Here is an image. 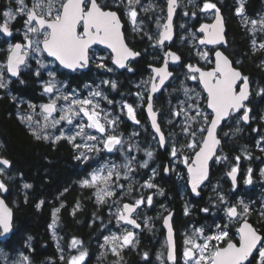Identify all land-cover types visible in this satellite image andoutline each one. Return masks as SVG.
<instances>
[{"label": "snow or ice", "instance_id": "snow-or-ice-1", "mask_svg": "<svg viewBox=\"0 0 264 264\" xmlns=\"http://www.w3.org/2000/svg\"><path fill=\"white\" fill-rule=\"evenodd\" d=\"M15 3L18 6L17 13H14L12 10L3 12V17L6 18V21L0 26V32L10 36L12 33L7 20H14L16 14L26 16V30L24 33L26 43H16L8 49L6 70L13 77L20 74L22 66H28L29 58L35 59L40 68L45 67L42 59L44 54L54 58L65 69H70L75 72L79 69L86 68L89 64V49L93 44H103L110 48L115 53L113 63L120 68L126 66L125 62L129 58L138 55V53L131 51L124 43V37L121 32V17L116 11L106 10L110 8V5L104 2V0H31L30 7L26 4L25 0H15ZM113 3H116V0H113ZM120 3L123 4L124 0H120ZM139 3L140 0H127V3L124 5L134 31L139 29L137 25V11L135 10V5ZM176 5L177 0H168L167 23L163 24V31L159 34L158 44H163L165 40L171 39V21ZM215 7V4L205 3L202 10L207 11ZM242 12L243 5L241 4L237 9V13L241 14ZM251 24L253 28L259 24L260 30L264 31V19L259 21L252 20ZM199 31L204 33V38L199 40V43L202 45H215L223 41V25L218 10L216 22L211 25H203ZM260 48L264 49V43L260 45ZM168 55H171L174 61L179 59L175 54L169 53ZM201 55L202 58L207 59L208 53L205 52ZM215 57V66L210 71H202L201 68L192 65L188 66V78L194 81L198 80L203 86V91L206 93L207 108L211 110L210 115H205L204 112L199 110L198 106L196 107V116L202 117L204 123L208 125L206 128L201 127L198 129L202 137L200 142L195 140L197 131H189L190 125L184 129L186 133H189L193 137V142L189 143L187 147L190 149L199 148L198 151H195V157L188 167L192 192L196 194H199L197 192L198 187L207 179L208 161L212 159L216 147L220 143L216 136V129L219 123L242 109L244 110L242 119L244 121H248L249 119L248 110L245 107V101L249 98L248 77L234 68L232 62L221 52L217 51ZM100 66L103 67V65ZM153 71L155 77L145 82L146 84L151 83V93L157 92L159 87L164 85L168 77L171 76V73L167 70V62L164 67L156 68ZM36 75H40L39 70H37ZM48 75L50 80L46 83L44 92L47 94L56 93V95L51 99L50 103L40 106L42 113L45 114V125L42 127L41 132L47 128L49 117L53 113L60 111L61 115L59 119H53L51 121V127L55 128L62 121H66L67 124L74 125L77 130L74 134L67 137L61 134L55 138L56 140L65 138L75 148L80 149L83 147L87 152L95 153H100L102 150L112 152L118 145H122L120 137L109 133V126H115L117 120L115 118L110 119V113L101 109L99 101L96 99L101 98L107 100V96L102 91H92L89 93V98L84 99L76 98L75 94L70 97L67 94H60L61 89L57 87L55 73L49 72ZM156 78L159 80L158 84L154 82ZM103 83L110 84L113 89L116 88L115 82L104 81ZM6 87L7 84L4 82L3 72L0 71V88ZM194 91V89H184L185 95L189 96V99H192L189 93ZM196 99H199V93L196 94ZM59 100L66 101L67 104L62 105L58 109L57 101ZM148 101L147 111L151 116L152 127L160 134L159 142L163 145L165 139L156 121V113L153 111V105L151 103V94L148 96ZM108 103H112V101L109 100ZM29 107L34 111L36 106L30 105ZM123 107L127 109L129 117L136 123H139L136 120L133 107L129 104H125ZM189 107L191 108L192 105H189ZM81 116L86 118V122H77L74 124L76 118ZM25 119L31 121L32 117H22L21 121L24 122ZM188 120H195V117H188ZM86 129H93L100 136L90 134ZM204 132L207 133L206 136H203ZM33 135L37 140L49 139L48 135L38 133L35 130H33ZM77 137L85 141H96V143H76ZM176 154V149L173 148L172 155L176 156ZM147 156L151 157L152 153L150 151L147 152ZM76 158L85 161L91 159L85 153H81ZM184 162L187 164L188 159L185 158ZM9 164L10 162L8 160L0 159V165L8 166ZM142 166H147L146 162ZM124 167L128 168L129 171L132 170L128 164ZM2 171L3 169H0V172ZM236 172L237 169L234 167L229 173L234 183L236 180ZM114 177L115 180L120 179V172L117 170V166H104L94 171L90 179L84 180L83 185L87 187H97L100 184L105 185V188L97 191V200L103 203L105 196L111 197L114 195V191L109 190L111 186L110 182H114ZM125 179H127V175H125ZM247 182L251 183V178ZM28 187L30 185H25V188ZM147 187L151 188L153 185L149 183ZM0 190H6L2 182H0ZM142 203L143 200H137L135 205L124 204L123 210L118 214V220L139 227L136 221L131 219L130 216L136 210V207ZM147 203L149 205L152 203L151 197L147 198ZM204 211L207 212L208 210L204 209ZM248 211L247 205H243L242 213H238L237 207L233 206L227 209V215L230 219H238L240 216L246 215ZM10 216V212L4 207V202L0 200V228H2L0 235L9 232L11 227ZM169 219L170 217L164 220V224L168 226V259L174 260L172 228L169 225ZM54 224L55 219L53 220ZM217 228L219 231L210 236H203L202 229L196 230L203 237V243H198L191 238L185 240V244L187 245L183 253L185 264H251L250 257L255 260L254 253L256 252L259 254V264H264V240H262L257 230L246 219H244V222L237 230L239 235L238 244L231 242L229 232L225 230L227 225L223 228L217 225ZM104 239L105 244H115V242L121 241L120 248H123L133 244L134 233L126 231L122 237L112 235ZM212 241H225L226 246H219V243L212 244ZM80 243L79 240L73 239L72 247L75 248ZM258 245H260L259 248ZM111 251L113 254L119 255L117 247L113 246ZM86 255V252L81 251L79 255L72 256L68 264H82ZM23 260L27 261L28 257H23Z\"/></svg>", "mask_w": 264, "mask_h": 264}, {"label": "flooded vegetation", "instance_id": "flooded-vegetation-1", "mask_svg": "<svg viewBox=\"0 0 264 264\" xmlns=\"http://www.w3.org/2000/svg\"><path fill=\"white\" fill-rule=\"evenodd\" d=\"M5 7H8V10L10 9L9 5L8 6L5 5V3L0 4L1 26L4 24L3 21L5 18L3 17V12H5L4 9ZM110 9H114V8H110ZM117 11L119 12L122 21L124 23V34L126 41L129 43L131 42V40L136 41L138 39H142V36L140 38V34H132V32H130L131 30L129 29V24L127 28V20L124 14L122 13L121 10H117ZM20 20L21 17H18L17 22L15 21V19L9 22L10 31L12 33L10 36L0 32V71L3 72L4 82L7 84L6 88H0V116L2 117L5 112L9 116H13L17 120V123L23 127L26 134L30 136L33 139V141L39 142L42 145L50 146L52 149H54L57 152L56 155H58L61 159L67 158V150L69 149L70 156L73 164L75 165L76 172L79 173V176L75 181V186L81 189H87L88 193L90 194V195L88 194V197L90 196V198L94 200H97L96 190L98 188L84 186L83 181L86 179H90L91 174L94 171H96L97 164H99L100 161L111 160L118 163L119 168L117 167V170L120 172V179L115 180L114 177V184H111V186L112 188L117 190V192L128 191V200L127 201L124 200L122 202L120 211L123 210V205L127 202L131 204H136L137 200H143V203L140 204L131 215V218L136 221L139 227H135L134 225L119 221L118 220L119 213L117 215L111 213V206L107 204V209H106V212L108 214L107 218L108 219L111 218L113 223L119 224L118 229H121V227H127L128 231L133 232L137 236L138 240H140L139 246L140 243L142 242L144 243L143 248L139 249V247L137 246L136 248L132 247L131 249H128V251L130 253L140 252L144 261L148 262L147 264H183L184 260H183L181 230L185 229V227L182 228L180 225L182 223H190L189 225H192V222L194 221L196 214V204H195L196 197L193 195L188 183L189 181L188 165L191 163L192 159L194 158L195 151H197L199 148L191 150V152L189 153L187 164L185 162L183 164H180L179 160L182 158V154H177L176 156H173L172 155L173 147L171 146V144L173 142V138H175L174 134L179 132L183 137L182 133L185 132L184 129L187 126L185 124L183 125L179 124L177 128H174L173 121L165 120L164 116L161 113L162 106L159 103V98L162 95L161 93L155 95L154 97V108L159 114V123L166 142L165 147H162V145L160 144L159 142L160 137L154 131L151 122L148 118L146 106L148 103L149 93L147 94V98H145L146 100L141 105H132L134 106L136 120H138L139 123H136L134 120H132L127 113V109L123 107V105L128 104V98L132 102L131 97H128V93L125 96L123 94H120L119 96H115V89L112 90L111 87L104 86L106 84H104L103 82L111 81V82H115L117 85L118 84L117 76H120L125 71H130V65L133 61H130L129 66L126 70L120 71L113 64L112 52L108 48L102 45L97 44L91 46V48L89 49L88 66L86 68L79 69L75 72L70 69L63 68L61 65H59L58 61H55L53 58L48 57L46 54H44L45 63H48L49 67H47L46 65L45 67L40 68V66L36 63L35 59L29 58L28 66L27 67L22 66L20 74L18 76L16 77L11 76V74L8 73L6 70L8 49L16 43H22V44L26 43V41L22 36V32L20 33V27L22 24L20 23ZM176 34H177V29H176ZM250 46L252 50H254L253 43H251V36H250ZM160 49L162 51L166 50L164 55L165 58L167 51L171 49V46L164 45ZM211 49L213 50L214 53L216 48H211ZM134 50L136 52H139L137 51V49ZM99 52L101 54H104L105 57L99 56ZM102 62H104L103 67L100 66L102 65ZM188 63L191 62L185 63L184 66L186 67ZM210 64H211L210 67L214 66V62H210ZM261 64H264V62H262ZM182 65H183L182 60L178 64L175 65L171 64L170 68L171 70L174 71L173 79H175V73L177 69L181 68ZM151 66L152 65L148 66L151 73L150 76L153 75ZM204 68H209V67H204ZM50 69L55 71L54 73H55V80L57 82V87L61 89L60 94H67L70 97L73 96V94H75L76 98L84 99V98H89L90 92L95 90H100L105 96H107V100L101 98H96V99L99 101L100 108L110 113V119L115 118L117 120V124L115 126H109V133L115 134L118 137H120L122 140V145H118L112 152H108L107 150H102L100 153H95V152H87L86 149H84L83 147L77 149L73 146L72 143H69L68 140L65 138L56 140L55 138L57 136H60L61 134L67 137L74 134V132L77 130L74 127V125H69L67 124L66 121H62L55 128L51 127V121L53 119H59V116L61 115L60 111L53 113L52 116L49 117V120L47 122L48 124L47 128H45L43 132H41L42 127L45 125V121H44L45 114L42 113L40 106L43 104L50 103L51 99L56 95V93L47 94L44 92V87L46 83L50 80V77L48 75ZM109 69H111V71H109ZM37 70H39L40 75H36ZM242 72L243 75L247 76L248 79L250 80L251 91H252L250 101L246 104V109L250 114V121L246 122L242 119L244 110L241 113L232 114V115L237 116L239 120L245 123V125H248L255 120V116L260 118L259 111L258 112L256 111L257 108L260 107L262 103L261 102L258 103L256 108H253L254 105L253 103H254V95H255V83L257 82L261 86L263 84L260 81L259 77L246 75L243 70ZM173 79L167 84L166 87L172 86L174 84ZM102 84L103 86H101ZM262 89L264 92L263 86ZM202 90L203 88L201 89V92L203 93V97L205 99L206 93ZM109 100L112 101V103H108ZM66 104H67L66 101L63 100L57 101L58 109L62 105H66ZM131 104L132 103H130L129 105ZM30 105L36 106L34 111L32 108L29 107ZM28 116L32 117L31 121H28L27 119H25L24 122L21 121L22 117L26 118ZM252 117H254V119ZM77 122H86V118L82 116L77 117L76 121H74V124ZM133 124L135 127L133 126ZM207 126L208 125H206V127ZM113 127H114V131H113ZM222 127L220 128L219 131L220 137H221ZM33 130H35L38 133L48 135L49 139L37 140L33 135ZM86 131L90 134L100 136V134L93 129H86ZM257 131L258 129H256V132ZM133 134L140 139L141 147L139 151L141 152V154L138 153L135 154L132 151L129 153L133 155L135 154L134 156L136 155L140 156L142 161L140 166H137V163L131 164L129 167L132 170L129 171L128 168H125L124 166L128 164V159H127L128 137L132 136ZM203 134H204L203 136H205L206 132H204ZM16 135L17 136L20 135L19 129L16 130ZM124 139L126 143H124ZM85 142L89 144L96 143V141H85L80 137H77L76 143L83 144ZM32 143L33 144L31 145L30 149L33 152V149L36 151L37 145L34 142ZM221 149H222V145L218 151V154L219 152H221ZM18 150H20V147H18ZM149 151L152 153L151 157L147 156V152ZM4 152H5L4 142L0 136V157L5 158ZM81 153H85L87 156L91 157V159L86 161L82 159H77L76 157ZM218 154L211 162V171H212V167L215 164L223 163L222 161L217 162ZM43 155L49 156V154H47L45 151L43 152ZM145 162L147 166H142L145 164ZM9 165L8 166L0 165V169H3V171L0 172L1 178H3L7 173ZM45 173L46 172H43V174ZM46 174L48 177V173ZM125 175H127V179H125ZM244 175H245L244 172L239 170L238 182L239 180L240 182L242 181ZM13 176H14V181L16 182V186L18 187L19 190L37 188L38 179L34 177L33 179L27 178L23 170L16 169ZM209 181L203 188L208 187ZM73 183L74 181L72 182V184ZM149 183L152 184L153 187L151 188L147 187V184ZM3 184L6 185L4 182ZM40 184L42 186L43 183L40 182ZM238 184L236 185V187H238ZM25 185H30V187L25 188ZM168 186H171V189L173 187L174 190H172L173 192L172 198L168 197L166 199V194H168L169 192ZM203 188H201V191ZM7 189L4 192H2L1 190L0 194L7 192ZM67 190L68 189L65 188V191ZM174 193H176L175 196ZM148 197L152 198V203L150 205L147 203ZM64 199L66 200V198ZM41 201L42 200H40V202ZM75 206L76 209H78L81 212H83L86 209V207L84 206V200L83 201L77 200L75 202ZM90 208L93 210L96 209V205L94 201L92 202ZM58 213L59 210L58 211L55 210L54 214L56 217L58 216ZM170 213L173 214L172 221H173L174 229L176 231V237L178 236L176 262L168 261V244L166 238V229L164 227V220L166 216ZM95 216H96L95 212L90 211V217L88 218L89 223L91 224L96 223ZM100 220L101 219L98 218V221L101 223ZM106 224L107 222L102 221V230L104 236L107 235L108 233L107 230L104 229L105 228L104 226ZM0 232H2L1 228H0ZM10 238L11 237L2 238V236L0 235V264H12L13 260L14 262L16 260L17 264H22L23 262L24 263L27 262L29 264H47L46 262L36 263L32 253L34 251L33 249L29 251H26L25 249H19L14 252V250L8 247V241ZM178 239L180 240L179 242ZM145 254H147V256H145ZM160 256L161 258H163V260H159ZM12 257L13 258L16 257V258L13 259ZM23 257H28V260L27 261L23 260ZM120 263H125V262H117V264Z\"/></svg>", "mask_w": 264, "mask_h": 264}, {"label": "trees", "instance_id": "trees-1", "mask_svg": "<svg viewBox=\"0 0 264 264\" xmlns=\"http://www.w3.org/2000/svg\"><path fill=\"white\" fill-rule=\"evenodd\" d=\"M216 1L217 6L215 9L222 10L227 24V43L222 48L231 57L235 65L242 69L246 75L259 77L264 87V68L261 64L264 52L252 50L248 29L243 27L237 15L234 14V9L238 6L239 0ZM263 4L264 0H245L244 7H246L248 13L255 14L263 10ZM110 8L121 10L119 6L110 5ZM185 9L189 14L194 13L196 15L191 23V26L196 30L200 23L211 21L209 17L201 16V11L195 8L193 4ZM181 14L182 11L179 14L177 13V20H179V15ZM151 43L152 41L146 37L136 41L131 40L128 43L133 49H137L141 56L131 63V71H125L120 76H117L118 84L115 88V96L120 94L125 96L127 93L134 95L137 90V82L143 77H149L151 74L148 66L162 63L164 54H161L158 48L154 50L155 48L152 47ZM171 48L180 54L183 61L182 67L177 69L175 73V80H178V85L174 90L173 99L177 100L183 94L181 90H178L182 80L185 79L183 75L185 73L187 75V69L184 64L191 62L197 63L202 67H210L211 64L204 62L196 55L190 43L180 39L178 32ZM197 86L200 90L202 89L198 82ZM256 112H258V108ZM17 129L20 130L19 136L16 135ZM222 129L226 132V135L224 133L221 135L223 139L221 152L226 155L228 164L223 162L212 167L210 185L202 189L200 198H195L196 214L192 224L209 226L217 222H223L224 218L220 210H222L224 205L220 203V198L225 194L230 200L236 201L237 197L243 196L251 204L250 214L248 215L250 221L264 234V182L258 180L249 189L243 190L242 181L240 182L239 180L238 190L234 191L233 184L227 178V172L232 166L234 159L236 157L243 158L246 153H250V165L254 169L253 177H260L258 169L264 163V152L260 149L257 141L259 137L264 135V122L258 117L256 121L245 125L237 116L232 115ZM256 129H258L257 132ZM0 136L4 142L5 158L10 162L8 174L2 178L8 188L7 192L2 193V195L12 207L14 215V232L8 241L10 249L14 250V252L19 249H25L26 251L33 249L32 253L37 263L68 264V259H63V255L60 252L62 250L63 254L68 256L69 252L71 253L73 239H77L89 249V257L86 264L104 263L102 259L106 256H108V259H105V264H112L114 261L127 264L148 263L144 261L140 252L130 253L128 248L119 255L113 253L105 254V256L101 255L100 246H102L101 241L104 238L102 221L107 222L108 220L107 203L106 201L103 203L97 202L90 196L88 197L87 189L75 186L79 173L76 172L69 149L67 150V158L61 159L50 146L33 141L26 134L23 127L17 123V120L13 116L7 115L6 112L0 118ZM32 142L37 145L36 151L33 149V152L30 149ZM18 147H20V150H18ZM44 151L49 156L43 155ZM16 169L23 170L27 178L33 179L34 177L38 179L37 188L19 190L13 176ZM43 172L48 173V177ZM73 181L74 183L72 184ZM40 182L43 183L42 186ZM209 187L212 188L210 189ZM65 188L68 190L65 191ZM168 190L166 199L168 197L172 198V190L174 189L168 186ZM175 195L176 193H174ZM123 199L125 201L128 200V193ZM40 200L42 201L40 202ZM77 200H84L86 209L83 212L76 209L77 205L75 206V202ZM93 201L96 205L95 210L90 208ZM204 209L208 211L205 212ZM55 210H59L57 216L58 241L54 238L51 227L56 217L54 216ZM90 211H94L96 214L95 224L89 223ZM98 218L101 219V223ZM189 224L182 223L180 226L182 228L188 227ZM229 232H231L230 238L238 241V237L235 235L236 226L230 227ZM225 243H222L221 246ZM143 247L144 243L142 242L139 249ZM257 256L258 254L255 255L256 258ZM250 261L251 264H255L256 259H251Z\"/></svg>", "mask_w": 264, "mask_h": 264}, {"label": "rangeland", "instance_id": "rangeland-1", "mask_svg": "<svg viewBox=\"0 0 264 264\" xmlns=\"http://www.w3.org/2000/svg\"><path fill=\"white\" fill-rule=\"evenodd\" d=\"M179 1V10H178V14L180 11H182V14L179 15V20L176 19V29L177 32L180 34V39L182 40H186L187 42L190 43V45L193 47V52L198 55L204 62H214V58H213V50L205 45H202L199 43V40L202 39V34L197 31L196 29H194L191 26V23L193 22L194 18H195V14H189L187 12V10L185 9L187 6L193 4L195 6V8H197L199 11H201V16H207L209 17L211 20L214 17L215 14V8L214 9H209L207 11H203V6L205 3H212L215 4L217 6V1L216 0H178ZM26 4L29 5V7L31 6V0H25ZM104 2L112 5V6H119L122 13L124 14L126 20H127V28H128V24H129V29L131 30L130 32H132V34H140V38L142 36V38L146 37L147 39H150L152 41L151 45L152 47H154V50H157L156 48H158V50L160 51L161 54L165 55V51H162L160 48H162V46L160 44L157 43L158 39H159V34L160 32L163 30V24H165V20L167 18V3L168 0H140V3L135 5V10L137 11V25L139 26V29L137 31L133 30V25L130 21V19L128 18L127 14H126V9L124 7V5L127 3V0H124V3H120V0H116V3H113V0H104ZM1 3H5V5H9V10H12L14 13H17V4L15 3V0H0V4ZM244 3L245 0H239L238 2V6L234 9V14L237 15L238 20H240L241 24L244 25L247 29H248V37L251 36V43H253V49L255 51H263L264 49L260 48V45L262 43H264V31L260 30V25L257 24L255 26V28H253V25L251 24L252 20H261L264 19V8L263 10L255 13V14H250L248 13V11L246 10V7H244ZM241 4L243 5V12L241 14L237 13V9L241 6ZM198 6V7H197ZM264 7V4H263ZM5 11H8V7L4 8ZM145 9H147L145 11ZM149 13V14H148ZM181 16V17H180ZM18 17H21L20 23L21 27H20V33L22 32V36L24 38V33L26 30V25H25V20H26V16L21 15V14H16V18L15 21L17 22ZM5 18V17H4ZM177 18V17H176ZM6 21V18L4 19V23ZM12 20H7L8 24L9 22ZM0 26H1V22H0ZM243 26V27H244ZM244 27V28H245ZM250 34V36H249ZM151 37V38H150ZM208 53L207 59L202 58V53ZM99 56L105 57L104 54H101L99 52ZM43 62L45 64V66L47 65V67H49L48 63H45L44 60V56L42 57ZM264 62V54H263V58L261 59V63ZM104 62H102L103 65ZM264 66V64H262ZM131 71V69H130ZM49 72H55L54 70H49ZM185 79H183V77H181L182 83L181 86L178 90H181L183 92V94L181 95V97H179L177 100L173 99L174 97V90L176 88V86L178 85V80H174V84L172 86H168L166 87V89L161 92V97L159 98V103L161 104L162 108H161V113L164 116L165 120H169V121H173V125L174 128H177L179 126V124H185L187 127L190 125V130L189 131H197V135L195 137V140L197 142H200L202 137L201 134L199 133L198 129L201 127L206 128V124L204 123L202 117L200 116H196V107L198 106L199 110L204 112L205 115H210L211 112L210 110L207 108V103L206 100L203 97V93L201 92V90L199 89V87L197 86V82L198 81H194L189 79V72H187V75L185 73V75H183ZM150 78H152V76L149 77H143L139 82H137L136 84V91L134 95H130L128 94V97H131L132 102L130 101V99L128 98V104L132 103V105H141L147 98V94L150 91V86L151 83H145L146 81H149ZM257 83V82H256ZM255 83V95H254V105L253 108H256L258 103L262 102L261 106L258 107V111H259V116L262 119V121L264 122V92L262 89V86L257 83L256 85ZM110 84H106L104 86H109ZM103 86V84L101 85ZM194 89V92H190L189 95L192 96V99H189V96L185 95L184 89ZM111 89L113 90V88L111 87ZM199 93V99H196V94ZM130 101V102H129ZM189 105H192V107L190 108ZM134 109V106H132ZM252 108V109H253ZM108 113V111H105ZM185 112L187 113L185 115ZM179 113V114H177ZM252 116V115H251ZM188 117H195V120H188ZM254 119V117H252ZM258 117L255 116V120H257ZM167 122V121H166ZM229 123V122H228ZM134 126V124H133ZM135 127V126H134ZM179 133V132H178ZM174 134L175 138H173V142L171 144V146L173 148L176 149L177 154H182V158L179 160L180 164L184 163L185 158H189V153L191 152L192 149L188 148L187 145L191 142H193V137L189 134V133H182L183 137L181 136V134L179 133ZM222 133H224V135H226V132L223 131V129L221 130V135ZM204 135V134H203ZM124 143L125 139H124ZM258 145H260V149H262V151L264 152V135L259 137L258 141H257ZM141 145H140V139L135 136L134 134L132 136L128 137V165L130 166L131 164H136L137 166L141 165V157L135 154H141V152L139 151ZM179 147V149H178ZM134 152L135 154H130L129 152ZM176 154V155H177ZM138 157V158H137ZM250 153H246L243 158L241 157H236L234 159V162L232 164V166L230 167V169L227 172V178H229V172L232 170V168H236L237 170H241L244 171L245 175L242 178V182L241 184L243 185L242 189L246 190L249 189L256 181L261 180L264 182V163L262 164V166L259 167L258 169V174H259V178H254L253 177V172L254 169L253 167H251L250 165ZM222 161L226 164H228V160L226 155L223 152H219L218 154V158H217V162ZM110 162V163H108ZM112 165H115L119 168V164L111 161V160H102L99 162V164H97V169H100L104 166H108L111 167ZM243 166V169H242ZM96 169V170H97ZM8 172L5 174L7 175ZM251 178V183H248V179ZM114 181V178H113ZM212 181V180H211ZM0 182H2V178L0 177ZM4 182V181H3ZM2 182V183H3ZM114 184V182H110V185ZM210 185V183H209ZM120 186V184H119ZM97 190H96V194L97 191L99 189H103L105 188V185L100 184L97 186ZM210 189L212 187H209ZM109 190L114 191V195L111 197L105 196L104 201H106V203L111 206V213L113 214H118L120 211V208L122 206V202L124 201V197L127 195L128 191H120L117 192V190H115L114 188H112V186H110ZM238 190V187L234 186V191ZM1 191V190H0ZM242 202V203H241ZM220 203H222L224 205V207L222 208V210H220V213L222 214L224 221L223 222H217L215 224L212 225H189L188 227H185V229H182V248H183V253L185 248L187 247V245L185 244V240L187 239H193L198 243H203V237H201L199 235V233L196 232L197 229H202L203 230V236H210V235H214L216 234L219 229L217 228V225H220L221 228H223L225 225H227V228L225 230H227L229 232L230 227L232 226H236V233L235 235L238 237V232H237V226L239 225L240 221L245 219V218H249V214H250V208H251V204L249 202H247L245 200V198L243 196L237 197L236 201H232L230 200V198L228 196H226L224 194V196L222 198H220ZM243 205H247L249 211L246 215H242L240 216L238 219L237 218H229L227 215V209L229 207H237V211L238 213H242L243 211ZM57 214V213H56ZM111 214V215H113ZM55 219V224L53 225V223L51 224L52 227V232L56 238V240H59V232H58V219L57 217L54 218ZM110 219V220H109ZM107 220V224L104 226L107 230V235L104 236L105 237H111L112 235H116V236H123L126 231H128L127 227H121V229H118L119 224L117 223H113V221L111 220V218H109ZM237 224V225H236ZM231 232H229V238H230ZM102 238V246H100V249L102 251V256L108 255V253H112L111 248L113 246L117 247L119 254L122 253L123 250L125 249H131L132 247L136 248L137 246L139 247V241L137 236L134 234V242L131 245L125 246L123 248H120V243L121 241H117L115 242V244L113 243H108L105 244V239ZM231 239V238H230ZM77 240V239H76ZM234 240V239H231ZM225 241H220V242H216V241H212V244H217L219 243V246H221L222 243H224ZM226 244V243H225ZM81 251H84L87 253L85 260L82 262V264H86L88 257H89V249L87 248V246L81 242V244L77 245L75 248L71 247V253L69 252L68 256H65L61 250V254L63 255V259H68V261L71 259L72 256H76L79 255V253ZM13 258V257H12ZM16 258V257H15ZM13 258V259H15ZM108 259V256L104 257L102 259V262L104 263H95V264H105L106 260ZM147 259V258H145ZM159 260H163V258H161V256L159 257ZM183 260L185 264V258L183 255ZM118 261H114L112 262V264H117ZM37 263V262H36ZM12 264H17V261L13 260ZM22 264H29L27 262H23ZM255 264H259V254L256 258Z\"/></svg>", "mask_w": 264, "mask_h": 264}, {"label": "water", "instance_id": "water-1", "mask_svg": "<svg viewBox=\"0 0 264 264\" xmlns=\"http://www.w3.org/2000/svg\"><path fill=\"white\" fill-rule=\"evenodd\" d=\"M167 9H168V3H167ZM106 10H111V11H116L117 12V14L120 16V14H119V12L117 11V10H115V9H106ZM178 10H179V1L177 0V5H176V7H175V10H174V12H173V16H172V21H171V39H169V40H165L164 42H163V44H160V45H162V46H164V45H168V46H171L172 44H173V42L175 41V39H176V25H175V21H176V17H177V13H178ZM217 10H218V14H219V16H220V18H221V21H222V25H223V37H224V39H223V41H221L219 44H215V45H212V44H204L205 46H207V47H209V48H216L215 49V51H214V53H213V58H214V66H215V59H216V57H215V53L217 52V51H219V52H221L224 56H226L231 62H232V65H233V67L234 68H236L237 70H239L242 74H243V72H242V70L239 68V67H237L236 65H235V63H234V61L231 59V57L224 51V49L222 48V46H224L226 43H227V24H226V18H225V16H224V14H223V12H222V10H220V9H216L215 10V14H214V17H213V19L211 20V21H204V22H202V23H200L199 25H198V27H197V31H199V29L203 26V25H206V24H208V25H211V24H214L215 22H216V16H217ZM121 17V16H120ZM165 23H167V18H166V20H165ZM121 25H122V27H121V32H122V34H123V37H124V43L127 45V47L131 50V51H133L134 53H138V55H136V56H134V57H131V58H129L126 62H125V67L124 68H120L118 65H116V64H114L120 71H123V70H126L127 68H128V66H129V63H130V61H134V60H136V59H138V58H140V56H141V53L140 52H136L133 48H131L130 46H129V44H128V42L126 41V38H125V34H124V23H123V21H122V18H121ZM10 28V27H9ZM163 31V30H162ZM161 31V32H162ZM200 32V31H199ZM201 34H202V39L204 38V33H202V32H200ZM22 44V43H21ZM94 45H97V44H93L92 46H94ZM98 45H102V46H104V47H106V48H108L106 45H103V44H98ZM111 52H112V50L110 49V48H108ZM169 53H171V54H175L176 56H178L179 57V59L178 60H173L172 59V56L171 55H168ZM112 54H113V58H114V56H115V53H113L112 52ZM52 58V57H51ZM54 59V58H53ZM113 61V60H112ZM181 61V56H180V54L178 53V52H176L175 50H173L172 48L171 49H169L168 51H167V54H166V56H165V58H164V61H163V63L161 64V65H152L151 66V69H152V72H153V75H152V77H155V73H154V69H156V68H160V67H164L165 66V63L167 62V70L171 73V76H169L168 77V79L165 81V83H164V85H162V86H160L159 87V90L157 91V92H155V93H151L150 91H149V95L151 94V96H152V101H151V103H152V105H153V111L156 113V121H157V124H158V126L160 127V123H159V114L157 113V111L155 110V108H154V97H155V95H157V94H159V93H161L165 88H166V86H167V84L172 80V78L174 77V71L173 70H171V68H170V66H171V64H178L179 62ZM59 63V62H58ZM189 65H192V66H194V67H199V68H201V70L202 71H210V70H212V68H214V66H212V67H209V68H204V67H202V66H200L199 64H197V63H188L187 65H186V69H187V72H189V68H188V66ZM62 66V65H61ZM63 67V66H62ZM64 68V67H63ZM198 75V74H197ZM248 81H249V84H248V87H249V98H248V100L247 101H245V107H246V104L250 101V98H251V95H252V91H251V85H250V80L248 79ZM154 82H156L157 84L159 83V80H158V78H156L155 79V81ZM201 85V84H200ZM201 87L203 88V86L201 85ZM150 89H151V86H150ZM148 95V96H149ZM149 102V101H148ZM148 104V103H147ZM210 110V109H209ZM146 111H147V106H146ZM211 111V110H210ZM243 111V109L241 110V111H239V112H236V113H233V114H238V113H241ZM147 114H148V118H149V120H150V122H151V125H152V121H151V116H150V114L148 113V111H147ZM248 116H249V119H248V121H246V122H249L250 121V114H249V112H248ZM230 117H231V115L228 117V118H226L225 120H223V121H221L220 123H219V125H218V127H217V129H216V136H217V139H219V141H220V143H219V145L216 147V150H215V154L213 155V157H212V159H210L209 161H208V175H207V179L206 180H204V182L198 187V189H197V192L199 193V194H196V193H193V195L196 197V198H200L201 196H202V191H201V188H203L207 183H208V181H209V179H210V173H211V162L214 160V158L217 156V154H218V151H219V149H220V147H221V145H222V143H223V141H222V139H221V137H220V135H219V131H220V128L230 119ZM154 129V128H153ZM160 130H161V127H160ZM154 131H155V129H154ZM156 132V131H155ZM157 133V132H156ZM161 133H162V130H161ZM158 134V136L160 137V134L159 133H157ZM206 135H207V133H206ZM205 135V136H206ZM164 139H165V137H164ZM165 145H166V142H164V144L162 145V147H165ZM199 150V149H198ZM197 150V151H198ZM194 157H195V155H194ZM0 159H6V158H2V157H0ZM194 159V158H193ZM7 160V159H6ZM191 164V163H190ZM189 164V165H190ZM189 165H188V167H189ZM231 172V171H230ZM229 172V173H230ZM188 174H189V172H188ZM238 177H239V170H237V172H236V180H235V183L233 182V179H232V176L231 175H229V179H230V181H231V183L233 184V186H236L237 184H238ZM188 183H189V187H190V189H191V191H192V188H191V183H190V176H189V181H188ZM5 188L7 189V186L5 185ZM5 190H2V192H4ZM0 200H2L3 202H4V207H6L7 209H8V211L10 212V214H11V216H10V225H11V227H10V230H9V232L7 233V234H4V235H1L2 236V238H9V237H11L12 236V234H13V232H14V225H13V220H14V215H13V209H12V207L7 203V201L5 200V198H4V196L2 195V194H0ZM125 204H130V205H135V204H131V203H125ZM136 209H137V207H136ZM133 214V213H132ZM131 214V215H132ZM168 217H170V219H169V225L171 226V228H172V240H173V246H172V250H173V254H174V260H169L168 259V261L169 262H176V260H177V237H176V231H175V229H174V225H173V214H168L167 216H166V218H168ZM130 218H131V216H130ZM132 219V218H131ZM246 220H247V222L249 223V224H251L256 230H257V233H258V235H260L261 236V238H262V240H264V234L263 233H261L260 232V230L250 221V219L249 218H245ZM122 222H124V221H122ZM244 222V219L243 220H241L240 221V223H239V225L237 226V230H238V228L241 226V224ZM125 223V222H124ZM164 227H165V229H166V238H167V244H168V226H166L165 224H164ZM1 231H2V228H1ZM238 232V231H237ZM238 241H239V235H238ZM238 241H235V240H231V242H233V243H237L238 244ZM224 246H226V244L224 245ZM260 247V245H258V248ZM168 251H169V245H168ZM257 254V252L256 253H254V255H256ZM252 258L250 257V260H251ZM120 264H125V263H120Z\"/></svg>", "mask_w": 264, "mask_h": 264}]
</instances>
